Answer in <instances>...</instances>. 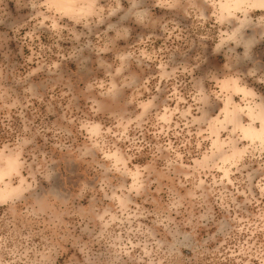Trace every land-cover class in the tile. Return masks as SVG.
Wrapping results in <instances>:
<instances>
[{
  "label": "rangeland",
  "instance_id": "obj_1",
  "mask_svg": "<svg viewBox=\"0 0 264 264\" xmlns=\"http://www.w3.org/2000/svg\"><path fill=\"white\" fill-rule=\"evenodd\" d=\"M0 264H264V0H0Z\"/></svg>",
  "mask_w": 264,
  "mask_h": 264
}]
</instances>
